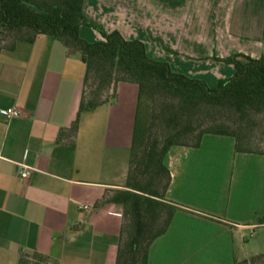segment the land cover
Wrapping results in <instances>:
<instances>
[{
  "label": "crops",
  "instance_id": "obj_1",
  "mask_svg": "<svg viewBox=\"0 0 264 264\" xmlns=\"http://www.w3.org/2000/svg\"><path fill=\"white\" fill-rule=\"evenodd\" d=\"M84 13L210 87L236 72L216 58L264 56V0H85ZM79 33L105 40L90 25ZM85 75L81 55L53 36L0 53V264L22 255L31 264L117 263L125 217L114 196L126 185L139 85L121 81L113 100L80 112ZM9 107L22 114L9 119ZM236 143L207 133L198 147L170 148L167 198L181 208L148 264H235L264 253V154ZM22 164L32 168L28 179Z\"/></svg>",
  "mask_w": 264,
  "mask_h": 264
},
{
  "label": "trees",
  "instance_id": "obj_2",
  "mask_svg": "<svg viewBox=\"0 0 264 264\" xmlns=\"http://www.w3.org/2000/svg\"><path fill=\"white\" fill-rule=\"evenodd\" d=\"M84 2L0 0V53L43 35L63 41L86 64L80 112L113 100L121 81L139 85L126 185L114 196L123 205L125 217L116 264H148L151 245L168 230L181 208L167 198L172 176L164 159L172 146L198 147L203 136L212 133L234 136L239 152L264 154L263 140L255 138L256 129H264V56L236 53L216 58L233 64L236 72L210 87L204 80L173 71L168 62L151 59L142 41H128L118 30L107 33L88 22ZM83 25L99 30L105 40L83 39L79 33ZM146 95L152 99L148 115ZM78 125L77 120L74 133ZM251 257L256 261L264 253ZM32 262L25 255L18 260V264Z\"/></svg>",
  "mask_w": 264,
  "mask_h": 264
},
{
  "label": "rangeland",
  "instance_id": "obj_3",
  "mask_svg": "<svg viewBox=\"0 0 264 264\" xmlns=\"http://www.w3.org/2000/svg\"><path fill=\"white\" fill-rule=\"evenodd\" d=\"M143 99H144V106H145V109H146L145 111H146V113L148 115V113L151 111L150 110V106L152 104V99L149 96H147V95L144 96ZM255 138L257 139V142L260 141V140H263V142L260 145H261V147L264 148V129L262 127H259V128L256 129V131H255ZM260 220H264V218H262ZM247 239L249 241L252 240V238H251L250 235H248ZM257 244L260 245V246H262L264 244V233H261L260 234V238L257 241ZM257 244H255V245H257ZM252 248H253L252 245H250L249 246V250H251ZM248 260L249 261L247 263H244V264H264V257H262L260 259H256V261H253L252 260V257L250 256L248 258Z\"/></svg>",
  "mask_w": 264,
  "mask_h": 264
},
{
  "label": "built area",
  "instance_id": "obj_4",
  "mask_svg": "<svg viewBox=\"0 0 264 264\" xmlns=\"http://www.w3.org/2000/svg\"><path fill=\"white\" fill-rule=\"evenodd\" d=\"M2 112L9 119H12L14 117H18V116H20L22 114L21 110L15 108V107H9V108L3 109ZM31 172H32V168L31 167H28L27 165H23V164L21 165L20 176H21L22 179H28L30 174H31ZM80 207L82 209H84V210H88V209L93 208V205L85 204V205H81Z\"/></svg>",
  "mask_w": 264,
  "mask_h": 264
}]
</instances>
